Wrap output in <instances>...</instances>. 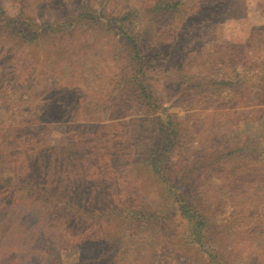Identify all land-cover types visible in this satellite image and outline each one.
Returning <instances> with one entry per match:
<instances>
[{
	"label": "rangeland",
	"instance_id": "1",
	"mask_svg": "<svg viewBox=\"0 0 264 264\" xmlns=\"http://www.w3.org/2000/svg\"><path fill=\"white\" fill-rule=\"evenodd\" d=\"M1 1L8 16L17 18L16 1ZM85 1L93 14L105 11L103 20L125 18L128 35L140 36L155 95L184 131L172 159L200 150L213 131L254 145L264 159V0H188L184 7L194 17L158 16L153 23L143 8L152 0ZM217 5L220 15L206 20L212 12L202 8ZM67 8L71 14L79 9ZM33 11L39 22L40 12ZM147 31L157 38L142 39ZM56 39L58 49L65 48L62 57L55 55L57 48L48 50L49 40L34 52L26 48L0 55V156L7 157L0 164V179L16 177L23 184L35 171L39 195L57 197L49 186L58 178L60 197L65 178L77 171L81 186L75 198L86 214L58 216L67 225L61 240L60 231L53 234L43 222L41 204H14L24 193L0 182V264H205L197 251H180L184 233L179 222L136 229L111 213H120L128 203L165 215L171 211L159 187L137 165L148 140L138 137L145 109L126 104L136 70L127 62L126 45L118 35L89 33L86 27ZM6 41L0 53L12 45ZM181 58L185 75L196 77V84L219 86L189 92L181 105L170 107L183 89L177 77ZM249 64L250 70L245 69ZM55 106L58 115L50 117ZM212 112L219 117H209ZM244 166L234 174L226 166L224 172L200 173L197 191L211 209L220 202L209 230L226 259L264 264V162L254 164L251 173Z\"/></svg>",
	"mask_w": 264,
	"mask_h": 264
},
{
	"label": "trees",
	"instance_id": "2",
	"mask_svg": "<svg viewBox=\"0 0 264 264\" xmlns=\"http://www.w3.org/2000/svg\"><path fill=\"white\" fill-rule=\"evenodd\" d=\"M15 1L19 9L17 18L14 19L8 16L0 0V47L3 46L2 43L6 40H9L12 44L8 49H4L3 47V50L6 51H1L0 55H3L2 58H6L16 49L24 50L29 48L34 52L33 49L38 47L42 41L46 40H49L48 50L58 49V45L55 43L56 38L62 37L65 33L74 34V32L76 33L78 30L83 29V27H86L89 33L97 31L105 36L118 35L121 42L127 47V62L130 66L136 68V70L135 75H132V80L128 82L131 90L128 91L127 98L129 100L126 101V104H135L145 109L143 113L145 118L139 120L142 122V128L144 129L139 133L140 135L138 137L141 136L142 139H145L146 136L145 140H148V143L146 141V144L143 145V156L140 157V160H137V165L139 171H142L143 174L147 175L159 187L162 192L160 193V198L168 204L170 202L169 207H171V211L165 215V213L161 212L142 210L128 203L120 209V213H111L117 214V218L121 217L122 220H128V223L136 229L166 228L170 222H173V224L179 222L177 227L184 233V239L179 243L182 254H186L187 250L191 252L197 251L198 254L202 255V260H204L205 264H233L226 259L222 253V248L217 243V237L209 230L212 224H214L213 221L211 222L210 216H214V212H217L220 202L215 203L214 208H212L213 211L202 200L200 193L197 191L196 182L200 179V173L204 174L206 171L224 172V166L230 167V174H234L232 171L238 170L240 165H245L244 167L251 173L254 164L261 165L264 162L262 155H256L254 145L239 143L237 139L229 138L221 132L213 131L208 134L207 145L200 150L189 153L184 159L180 157L179 159L181 160L172 159L171 156L177 150V145L181 144L184 131L180 125L181 123L174 121L173 117L167 114L168 109L164 108L160 97L155 95V89L152 86L153 81L149 78L150 73L146 71V55L142 54L140 50L143 48V43H140V36L136 37V40L133 35H128L125 31L127 29L124 27L123 21L126 19L123 18L120 21L109 17L108 20H103V18H106L104 17L105 11L101 12L98 16L93 14L90 11L89 1L86 2L85 0ZM30 2L36 3L34 7L41 14L39 22L36 19L37 17L33 15L34 7L30 5ZM151 2L152 5L143 6V8L148 10L152 15L150 19L152 23L153 17L156 18L158 16L168 19H171L175 15L179 17L186 16L187 18L193 16V13H187V9L184 7V4L188 0H152ZM70 5L79 8L77 13H69L67 7ZM207 7L202 8V12H212V16L206 17V20L207 18L211 19L213 16L217 17L220 15L221 11L218 13L220 9L219 5ZM152 35H154L152 31L142 32V39L149 43ZM154 38H157V36L154 35ZM58 50L55 55H59L60 57L64 56L65 48L59 47ZM185 63L184 59L181 58L177 65L179 66V74L176 76L183 89L175 101H170V107L181 105L183 99L187 98L189 92L198 91L204 87L219 86L215 82L204 83L201 81L196 84V77H188L185 75L183 70ZM249 66L250 64L244 68L250 70ZM58 111L56 106L51 108L49 116H57ZM165 111L166 116L162 115ZM208 116L217 119L219 114L218 112H212ZM149 124L152 126L150 129L148 128ZM138 139L143 144L145 143L144 140ZM10 144L7 147H11ZM22 145H25V143ZM4 148L6 149V147ZM4 157L5 155L3 157L0 156V164H2L1 162ZM127 158H130V156L128 155ZM255 158L257 159L255 160ZM58 160H60L59 157ZM173 160L177 161L174 162ZM6 161L7 157H5V163ZM181 163L182 166L179 165ZM225 163L226 165H223ZM247 172L246 176L248 177L250 173ZM77 173V171H74V175L72 174L69 179L65 178L63 183L64 194L60 197L58 191L59 188H62V181L58 178L49 186V190L52 189V192L57 197L39 195L37 188L40 186L38 181L39 175L35 171L31 172L23 184L16 177L12 179H0V182L7 189L15 190L17 193L20 191L24 193L25 196L23 195L24 197L22 199L14 201V204L17 203V205H20L27 202V200L41 204V207L43 206L46 210L43 214V222L46 223V227H49L50 231L53 230V234L55 233L54 230L60 231L62 234L60 239L62 240L63 234L66 232L64 228L67 225L64 226L61 221L59 222L57 219L58 216L62 214L69 215L73 212L75 214L77 213L76 215L82 216L86 214L82 212V209H84L83 202L79 200L80 198H75V193L78 195V190L81 186L77 181ZM57 176L58 174L55 175V177ZM92 216L89 215V218ZM176 218L180 221L178 219L175 221ZM182 242L184 243L182 244ZM48 252L50 251H44V253Z\"/></svg>",
	"mask_w": 264,
	"mask_h": 264
}]
</instances>
